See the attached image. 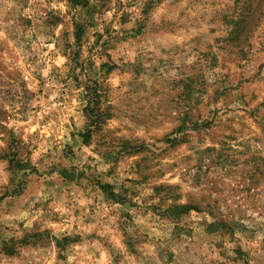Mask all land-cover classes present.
I'll list each match as a JSON object with an SVG mask.
<instances>
[{"label":"rangeland","instance_id":"rangeland-1","mask_svg":"<svg viewBox=\"0 0 264 264\" xmlns=\"http://www.w3.org/2000/svg\"><path fill=\"white\" fill-rule=\"evenodd\" d=\"M0 264H264V0H0Z\"/></svg>","mask_w":264,"mask_h":264},{"label":"trees","instance_id":"trees-1","mask_svg":"<svg viewBox=\"0 0 264 264\" xmlns=\"http://www.w3.org/2000/svg\"><path fill=\"white\" fill-rule=\"evenodd\" d=\"M181 208H189V209H194L192 206H187V205H184V206H182ZM67 238L66 237H62L60 240H56V246L57 247H60L61 246V243L63 242V241H65Z\"/></svg>","mask_w":264,"mask_h":264}]
</instances>
